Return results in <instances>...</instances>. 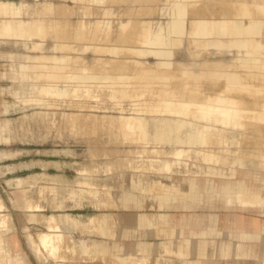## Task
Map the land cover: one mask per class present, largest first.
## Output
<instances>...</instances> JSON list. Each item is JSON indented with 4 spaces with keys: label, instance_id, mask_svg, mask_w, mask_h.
<instances>
[{
    "label": "rangeland",
    "instance_id": "obj_1",
    "mask_svg": "<svg viewBox=\"0 0 264 264\" xmlns=\"http://www.w3.org/2000/svg\"><path fill=\"white\" fill-rule=\"evenodd\" d=\"M0 1L14 5L0 24L26 28L21 36L0 34V250L7 264H178L182 242L164 235L168 218L127 239L119 235L121 214L184 212L156 198L172 193L185 201L189 177L214 185L257 181L259 189L247 195L264 198V48L256 31L237 27L264 19L255 3L264 0L253 7L217 0ZM246 10L251 18L240 19ZM135 32L139 40L116 39ZM216 97L231 99L234 122L146 111L164 99L192 111L216 105ZM162 118L177 141L155 132ZM128 192L140 207L122 206ZM241 201L251 205L252 198ZM64 213L66 224L58 218ZM243 214L264 230V213Z\"/></svg>",
    "mask_w": 264,
    "mask_h": 264
},
{
    "label": "crops",
    "instance_id": "obj_2",
    "mask_svg": "<svg viewBox=\"0 0 264 264\" xmlns=\"http://www.w3.org/2000/svg\"><path fill=\"white\" fill-rule=\"evenodd\" d=\"M188 182L191 195L187 196L185 201H177V197L172 193L159 194L156 198L159 206L184 209V212L121 214L122 228L119 235L127 239H136L155 218L165 217L170 222L165 227L164 235L169 239L173 236L180 237L182 242L176 255L179 259L178 264H181L189 254L195 257L189 262L201 261L202 264H252L255 259H259L261 264L264 253L263 227L258 218L252 215L245 217L243 213L248 211L264 213V208L242 203L239 199L231 200L226 191H211L212 185L214 186L212 180L189 177ZM223 183L224 181L221 184ZM194 193L201 194L202 197L206 196L209 203L202 204L201 202L196 206L192 205L188 199L194 198ZM234 193L236 194L237 191ZM120 201L122 206L128 208L140 207L142 202L136 194L129 192L124 194ZM195 207L204 208L209 212L206 214L190 213L188 208ZM219 209L225 210L221 217L215 213ZM58 218L60 222H63L62 224L68 221L66 213ZM134 243L141 248L140 240H135ZM209 245L212 248L211 255L207 254Z\"/></svg>",
    "mask_w": 264,
    "mask_h": 264
},
{
    "label": "bare ground",
    "instance_id": "obj_3",
    "mask_svg": "<svg viewBox=\"0 0 264 264\" xmlns=\"http://www.w3.org/2000/svg\"><path fill=\"white\" fill-rule=\"evenodd\" d=\"M218 2H222V1H225L226 3L228 2H236V3H231L232 5L230 6H234V4H244V3H249L252 7H253V3L254 1L253 0H217ZM249 1V2H248ZM216 2V1H215ZM258 5H261L264 7V3H261L260 4V1L258 3ZM255 4V5H257ZM257 5V6H258ZM13 6L10 2H5V1H0V15L1 14H10L11 12H13ZM257 8V7H256ZM257 10V9H256ZM229 12H231L233 15L234 13H236V10L234 9V7H231V9L229 10ZM227 12V13H229ZM264 12V10H263ZM230 13V15H231ZM253 14V12H249L248 10L244 11L243 14H241L242 16L240 17V19H242L244 16H248L251 18V16H249V14ZM225 14V13H224ZM227 15V14H226ZM239 19V20H240ZM201 22V21H200ZM237 22V21H236ZM240 22L242 25H240V23L237 25V27L241 30L244 28L246 29H251V30H254L258 33V36L255 38L256 40V45L260 48H264V19H248L247 21H243V20H240L238 21ZM237 22V23H238ZM199 26V24H198ZM176 28V26H175ZM199 28V27H198ZM77 31V30H75ZM130 31V30H129ZM132 31V30H131ZM198 31V30H197ZM26 32V28L23 24L21 23H18V24H13L10 20L9 21H4L2 22V24H0V34H9V33H16L17 35L21 36L23 35L24 33ZM122 32V31H121ZM134 32V31H133ZM80 33V32H79ZM128 33V32H127ZM77 34V33H76ZM82 34V33H81ZM134 33H132L133 35ZM47 35V34H46ZM74 35V33L72 34ZM85 35V34H84ZM130 35V34H129ZM136 35V32L133 36H118V38L116 39H119V40H122V38H125L126 39V42H131V41H136V40H139L138 38V34L137 36ZM81 36V35H80ZM83 36V35H82ZM86 36V35H85ZM88 36V35H87ZM140 36V34H139ZM109 37V36H108ZM68 38V36H67ZM84 38V37H83ZM81 38V40L83 39ZM88 39V37H87ZM112 39V38H111ZM142 39V38H141ZM76 40V39H75ZM79 40V38H78ZM89 40V39H88ZM80 41V40H79ZM117 41V40H116ZM148 41V40H147ZM124 42V41H123ZM149 43V42H148ZM254 45V44H253ZM253 47V46H252ZM259 48V49H260ZM156 51H159V50H156ZM161 52V51H160ZM256 54V53H255ZM216 74V73H215ZM79 76V75H78ZM142 76V75H141ZM143 76H146V75H143ZM78 79V78H77ZM182 86V85H181ZM184 86V85H183ZM173 87V86H172ZM237 89V87H235ZM117 91V90H116ZM119 92V94H121L122 96H125L128 94L129 91H117ZM182 92V91H181ZM184 92V91H183ZM182 92V93H183ZM116 94V92H113ZM190 99L193 100L196 98V91L195 90H191L190 92ZM212 101H215L216 102V105L214 106H211V105H206V106H203V107H199L198 109H195V110H189L188 108V105L185 104V103H181L179 106L177 107H171L169 102H167V99H164V102H161L159 104H155V105H151L148 106V108H146V111H150V110H154V109H158L160 110L159 113H166V112H169V113H176V114H181V115H191V116H194V117H209V118H216L218 117V115L221 117V119L225 122H234L232 119H234V117L236 118L237 117V113H236V110H233V108L228 105L227 103L231 102V99L229 98H224V97H216V98H213ZM146 107V106H145ZM144 109V108H143ZM139 120V124L143 127L145 126V124L147 123V120L145 119V117H141V118H138ZM169 119H161L160 121L158 122H155L153 124V127L156 129L155 132L157 134H163L165 135L169 140H174V141H177V138H178V132L177 131H174L171 127V124L169 123ZM75 122V121H74ZM78 122V121H77ZM178 124V122H177ZM132 127V126H130ZM149 129H147L148 131ZM146 131V132H147ZM150 133V132H149ZM147 135V134H146ZM150 135V134H149ZM178 135V136H177ZM148 138V137H147ZM203 141V140H202ZM189 152V151H188ZM188 154V153H186ZM184 157V155H183ZM208 159H212L210 157H208ZM171 164V161L169 159L167 160H164L163 161V167L164 168H169ZM209 172H212L214 173V171H211V170H208ZM221 172H223L222 170H220ZM216 173V172H215ZM224 174V172H223ZM244 175V174H243ZM259 175V174H258ZM245 176V175H244ZM258 179L261 180L262 183H264V178H262L261 176H258ZM139 180V179H138ZM257 181L255 183H253L252 181H249L248 179H238V180H235V182H232L231 180H225L223 184H221L220 186L219 185H212L211 187V191H226L227 195H229L230 199L231 200H234V199H239L240 201L242 199H248V198H252V203L251 205L252 206H259V207H262L261 204L263 203L264 204V198H260L258 196H253V197H250L249 195H247L249 192L248 188H250V190L252 191H256L259 189L260 186H258L257 184ZM249 184V185H248ZM237 191V193L235 194L234 192ZM204 193V192H203ZM209 193V192H208ZM195 194V193H194ZM195 197L192 198L190 201L192 202L191 204L192 205H198L202 202V204H208L209 202V199L205 196H201V194H195L194 195ZM208 196V195H207ZM126 199H129L127 197H125ZM132 198V197H131ZM135 198V197H134ZM210 200H211V197H210ZM225 201V199H224ZM226 202V201H225ZM62 205V204H61ZM257 206V207H258ZM52 218L54 219L55 216H52ZM56 219V218H55ZM74 221V220H73ZM4 227H6V224L5 223H2L0 224V229H3ZM46 241V237L43 239ZM44 241V242H45ZM7 255L4 254L1 250H0V264L4 263V264H7ZM186 261V260H184ZM184 261L181 263V264H184ZM18 264V263H17ZM186 264H202V262H187ZM261 264H264V253L262 254V263Z\"/></svg>",
    "mask_w": 264,
    "mask_h": 264
}]
</instances>
